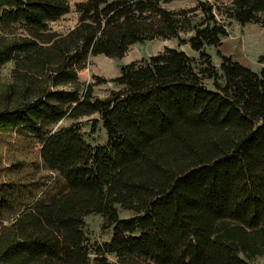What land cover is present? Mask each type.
Masks as SVG:
<instances>
[{
  "label": "trees",
  "instance_id": "16d2710c",
  "mask_svg": "<svg viewBox=\"0 0 264 264\" xmlns=\"http://www.w3.org/2000/svg\"><path fill=\"white\" fill-rule=\"evenodd\" d=\"M172 1L78 0L77 23L58 33L48 23L69 12L68 0H0V69L13 64L0 78V264L264 257V53L253 72L217 49V68L205 47H219L227 29L213 4L164 6ZM222 13L264 26V0H232ZM154 38L178 47L123 64L109 80L96 76L117 87L106 98L79 79L90 56L120 58ZM91 115L104 144L80 132ZM62 119L72 123L53 130ZM48 171L62 188L32 195ZM118 208L133 215L120 218ZM94 214L111 236L91 245L83 226Z\"/></svg>",
  "mask_w": 264,
  "mask_h": 264
},
{
  "label": "rangeland",
  "instance_id": "374dc122",
  "mask_svg": "<svg viewBox=\"0 0 264 264\" xmlns=\"http://www.w3.org/2000/svg\"><path fill=\"white\" fill-rule=\"evenodd\" d=\"M78 0H68L70 2L69 12L59 16L55 21L48 23V27L55 32L65 33L69 29L73 28L77 23L78 17L75 11V3ZM200 0H173L172 2L165 3L164 6L171 10H178V8H189L196 5ZM209 1L213 4L214 13L216 18L222 24L224 23L227 29V36L221 40L219 47L212 45L206 46L205 51L210 54V58L217 68H219L221 58L217 54V49L224 55H229L235 61L248 67L253 72H259L262 64L259 62V57L264 53V26L259 23H247L240 25L234 19L226 17L222 11L223 8L232 2V0H203ZM264 21V14L262 15ZM193 34L192 31L181 32L180 36L184 39H188ZM178 47L176 39H160L154 38L149 41L135 42L129 47L127 52L120 58L108 57L106 55L90 56L86 68L78 72V77L84 84L92 83V89L94 94L100 98H106L110 94V90L117 89L116 85L112 81H106L105 83L95 84L96 76L101 78L111 79L117 77L120 72V67L123 64L130 63L135 60L147 58L149 55L157 54L163 51L164 47ZM183 49L191 58L194 59V64L198 66L201 63L198 58V53L193 51L189 44H183L179 46ZM13 67L11 62L6 63L0 69V78L7 79L10 71ZM207 87H210L211 80H205ZM97 117L91 115L88 118H82L80 120V132L87 142L92 144H104L106 143L105 131L102 128L101 122L96 125L95 131L91 132V118ZM72 121L68 119H62L59 124L54 126L53 130L67 126ZM36 150V149H35ZM40 181H37L30 186L31 194H47L46 198L49 199V195L57 193L62 188V182L58 180L51 172H41L36 176ZM3 179V178H2ZM0 178V180H2ZM1 184V183H0ZM119 217L124 218L133 215V212L128 209L118 208ZM84 232L87 241L92 245L95 242H104L110 239L111 229L105 226L104 219L99 214L88 215L84 219ZM91 258L94 256L91 254ZM110 260H114L113 256H109ZM251 264H264V257H256L251 260Z\"/></svg>",
  "mask_w": 264,
  "mask_h": 264
}]
</instances>
